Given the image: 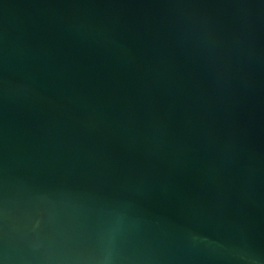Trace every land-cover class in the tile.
I'll use <instances>...</instances> for the list:
<instances>
[{"label":"water","instance_id":"95a60500","mask_svg":"<svg viewBox=\"0 0 264 264\" xmlns=\"http://www.w3.org/2000/svg\"><path fill=\"white\" fill-rule=\"evenodd\" d=\"M0 264H264V0H0Z\"/></svg>","mask_w":264,"mask_h":264}]
</instances>
